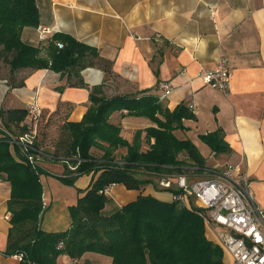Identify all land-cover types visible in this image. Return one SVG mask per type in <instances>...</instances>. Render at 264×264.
Returning a JSON list of instances; mask_svg holds the SVG:
<instances>
[{
	"label": "crops",
	"instance_id": "obj_1",
	"mask_svg": "<svg viewBox=\"0 0 264 264\" xmlns=\"http://www.w3.org/2000/svg\"><path fill=\"white\" fill-rule=\"evenodd\" d=\"M37 6L39 26L96 49L99 59H93V65L79 74L74 70L24 69L0 78V112L36 104L42 111L41 133L46 135V125L81 122L91 106L90 94L95 87H102L107 98L150 94L161 99L159 85L170 83L174 91L161 99L163 104L174 110L185 103L196 116L184 122L187 130L177 131V137L191 140L210 168L241 166L251 178L255 201L264 207V0H37ZM38 27L24 28L22 41L41 46L40 56L48 58L50 39L41 42ZM221 58L228 61L231 69L227 92L205 86L198 77L203 71H214ZM103 62L109 65L110 72ZM123 114L126 112H116L110 120L121 127L122 136L129 141L137 131L153 126L149 119ZM26 123L30 124L29 119ZM219 129L229 146L228 153L215 154L200 139ZM0 130L19 135L8 131L1 120ZM38 144L53 151V144L42 134ZM43 166L45 172L56 177L66 170L63 161L48 160ZM92 178L93 175L79 177L75 182L77 190L71 193L57 178L41 176L43 231L55 233L70 228L69 208L84 196L80 191L87 192ZM141 194L165 202L173 200L171 193L153 186L138 191L115 185L107 195L103 214L111 215ZM10 197V184L0 178L2 252L7 250L12 227ZM206 236L218 244L208 228ZM223 252L224 264H234L232 256ZM0 264L21 261L0 256ZM57 264L70 261L62 255ZM79 264H112V259L87 253Z\"/></svg>",
	"mask_w": 264,
	"mask_h": 264
},
{
	"label": "trees",
	"instance_id": "obj_2",
	"mask_svg": "<svg viewBox=\"0 0 264 264\" xmlns=\"http://www.w3.org/2000/svg\"><path fill=\"white\" fill-rule=\"evenodd\" d=\"M38 26L37 0H0V61L6 62L12 73L50 69L79 74L93 65V59H99L96 49L58 34L50 38L48 58L41 57V46L22 41L24 28ZM101 64L110 70L106 62ZM90 101L81 122L61 126L52 152L38 144L39 135L45 136L41 120L37 127L36 147L50 157L43 163L66 164L64 175L58 177L63 184L73 186L79 177L93 175L87 192L80 191L84 196L69 208L71 226L64 232L40 228L45 212L40 178L47 173L43 164L33 168L10 136L0 130V178L11 186L8 211L12 227L5 254L24 253L21 264H57L62 255L70 264H79L87 253L109 257L112 264H224V252L207 238L205 213L193 200L189 207L141 194L111 215L103 214L108 202L105 191L115 185L143 191L148 186L160 188L158 182L163 177L187 175L198 180L205 175L210 167L198 147L176 135L187 130L185 121L196 119L193 110L185 103L170 110L150 94L107 98L102 87L92 89ZM120 111L126 112L124 117L149 119L153 126L137 131L129 141L122 136L121 127L110 120ZM27 119L28 109L0 112L3 126L19 135L29 132ZM200 139L215 154L230 151L220 129ZM70 165L76 170H70Z\"/></svg>",
	"mask_w": 264,
	"mask_h": 264
},
{
	"label": "built area",
	"instance_id": "obj_3",
	"mask_svg": "<svg viewBox=\"0 0 264 264\" xmlns=\"http://www.w3.org/2000/svg\"><path fill=\"white\" fill-rule=\"evenodd\" d=\"M41 42L50 39L53 30L47 26L37 29ZM62 48L63 44L58 43ZM231 69L226 59L221 58L214 71H203L199 78L205 86L227 92L230 87ZM161 99L170 96L174 88L170 83L159 85ZM42 118L41 109L35 104L28 108L31 128L28 133L10 136L26 161L33 167H41L46 153L36 147L38 122ZM75 171L77 167L70 166ZM161 189L171 193L173 201L190 207V201L204 211L206 228L214 234L218 245L230 254L234 264H264V207L254 199L252 181L239 165L216 166L207 169L203 178L192 180L187 175L167 176L158 182ZM106 189L108 195L110 189ZM62 247V244L60 245ZM0 256H7L0 251ZM23 261L25 254L13 256Z\"/></svg>",
	"mask_w": 264,
	"mask_h": 264
},
{
	"label": "rangeland",
	"instance_id": "obj_4",
	"mask_svg": "<svg viewBox=\"0 0 264 264\" xmlns=\"http://www.w3.org/2000/svg\"><path fill=\"white\" fill-rule=\"evenodd\" d=\"M12 74L13 73L10 70V66L4 61H0V78L9 77V75H12ZM60 129H61V126H60V124L58 122L52 123L49 127H47V129L46 128L44 129V130H46L45 139L47 141H50L51 144H54L55 140H57V137L59 138V136H60V132H61ZM46 136H47V138H46ZM209 162H210V164L212 163L211 160H209ZM43 176H49V177H53V178H57L58 179V177L52 176V175H50L48 173H45ZM201 178H203V177H201ZM191 179L193 180L194 177L191 178ZM155 185H156V183H155ZM66 186H67V188H70L68 190L71 193L72 192H76V190H77L76 187H75V184L73 186H70V185H66ZM153 188H155V187H153ZM157 190L160 191V188H158ZM62 195H64V194H62ZM65 195H67V194H65Z\"/></svg>",
	"mask_w": 264,
	"mask_h": 264
}]
</instances>
